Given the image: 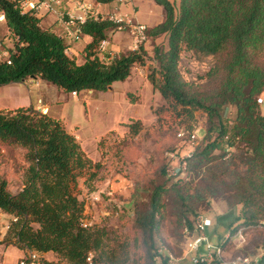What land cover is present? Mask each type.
Segmentation results:
<instances>
[{"label":"trees","instance_id":"trees-1","mask_svg":"<svg viewBox=\"0 0 264 264\" xmlns=\"http://www.w3.org/2000/svg\"><path fill=\"white\" fill-rule=\"evenodd\" d=\"M153 1L162 6L164 20L147 28V39L166 40L153 45L157 67L150 70L147 78L184 123L176 127L175 143L166 151L181 150L182 139L176 133L182 129L188 136L192 131V111L207 114L205 135L187 159L186 171L199 175L207 169L211 177L205 190L222 191L217 187L228 184L227 197L222 199L233 198V203L243 208L242 215L236 218L241 220L240 225L231 227L229 233L240 227L244 233L246 227L264 220V114L259 105L263 102L260 95L264 94V0H179L177 5L170 0ZM0 13L13 39L11 63H0V87L34 76L67 93L106 91L113 82L126 80L135 64L144 63L142 46L111 58L108 53L103 58L99 56L100 42L106 40L109 31L118 30L107 17L89 16L82 24V33L91 40L82 50L84 61L78 64L67 55L64 38L42 28L34 10L22 11L17 0H0ZM183 51L214 58L206 88L183 79L179 70ZM229 105L235 108L231 121L224 117ZM126 126L136 135L142 123L132 120ZM213 132L216 135L211 137ZM101 143L102 140L98 146ZM0 145L24 150L22 187L11 193L7 178L0 176V209L11 216L0 243L52 252L67 264H88L90 253L92 264H127V249L123 246L117 252L110 247L105 227L83 224L78 180L85 174L89 176L87 180H93L102 163L101 159L94 161L87 156L60 119L32 106L0 109ZM224 146L231 147L234 154L214 164L222 156L215 150ZM215 167H219V174L209 170ZM161 174L167 179L165 165ZM172 189L179 200L176 219L185 246L184 229L192 231L195 217L205 211L187 202L191 194L185 189ZM169 192L170 188L163 184H153L147 209L135 220L146 254L145 264H172L170 257L155 251L153 244ZM228 244L225 237L220 239L222 248ZM21 260L29 261L26 256L18 264ZM39 264L52 263L40 259Z\"/></svg>","mask_w":264,"mask_h":264},{"label":"rangeland","instance_id":"rangeland-1","mask_svg":"<svg viewBox=\"0 0 264 264\" xmlns=\"http://www.w3.org/2000/svg\"><path fill=\"white\" fill-rule=\"evenodd\" d=\"M8 33L6 25L0 21V40L5 47L11 49L13 40ZM163 39H147L139 45L138 48L142 46L144 49L142 52L144 63L135 64L126 80L113 82L111 89L108 88L106 91L83 90L74 98L72 93L61 92L62 90L53 84H48L49 89L41 87L37 90H30L26 84L0 87V106L6 110L24 104L28 98V90L39 95L35 93L32 95L35 96L33 99L35 103L38 97L52 101L59 96L58 101L52 103L49 114L53 115L54 112L58 114L65 129L75 136L87 156L94 161L101 159L102 163V168L93 180H87L89 177L87 174L78 180L79 198L83 204V224L89 227L94 225L105 227L109 233L108 245L117 252L123 246L127 249L129 259L127 264L147 263L142 237L135 228V220L147 209L153 184H163L170 188L163 209L164 217L159 230L154 234L153 244L155 251L168 255L172 264H190L188 257L184 256V238L176 219L179 200L173 187H180L190 193L191 198L187 202H193L197 210L205 211V215L212 219L213 225L209 228L208 235L213 244L226 236L231 227L234 228L241 223V220L236 218L242 215V205L233 203V198L230 197L222 199L227 197L225 196L227 183L217 187L222 191L204 189L208 187V179L211 177L207 169L199 175L185 170L173 180L165 179L161 174L166 161L164 153L175 143V129L184 125L147 78L150 70L157 67L153 58V45L162 43ZM80 41L74 40L77 44L81 43ZM79 49L76 56L67 55L74 57L76 62L81 64L84 56L83 49ZM113 53L112 57L122 54ZM213 64V57H202L190 51H183L179 60V70L184 80L200 88H206L207 72ZM155 75L159 77L158 73ZM60 95L63 96L62 99ZM260 97L263 98V102L259 104L260 110L264 114V94ZM39 109L42 112L48 110L44 103ZM179 109L178 107L177 110ZM192 114L191 124L201 139L207 127V114L195 110ZM234 116L235 108L227 106L224 117L231 121ZM132 120H140L142 123L136 135H132L126 126ZM215 135L216 132H213L211 137ZM100 140L102 143L98 146ZM183 148L185 149V146ZM214 153L222 155L214 162L219 164L230 158L234 151L231 147L224 146L222 150H215ZM23 154L24 150L21 147L0 145V176L7 178L11 193H16L22 187ZM219 167L209 170H216L219 174ZM10 220L11 216L0 209V235L5 231L0 237L1 242L7 231L5 226L9 225ZM242 235L243 239L240 242H238L240 239L229 240L225 248L226 257L247 255L257 258L264 264V220L246 227L244 233L242 230ZM9 246L15 247L0 243V264L5 262L18 264L24 257L16 259L23 254L17 248L11 247L8 250ZM40 259L52 264H67L65 259L52 252L47 256H36L37 264L40 263ZM159 262V258H156V263Z\"/></svg>","mask_w":264,"mask_h":264},{"label":"built area","instance_id":"built-area-1","mask_svg":"<svg viewBox=\"0 0 264 264\" xmlns=\"http://www.w3.org/2000/svg\"><path fill=\"white\" fill-rule=\"evenodd\" d=\"M22 11L36 10L40 6H44L47 10H52L54 4L60 3L61 0H17ZM80 13H61L60 17L63 19L67 17L66 34L70 39L77 40L82 35V24L90 16L89 9L86 6L80 7ZM109 20L117 24L118 30L130 31L133 42L132 49L138 48L139 45L143 44L147 40V27L143 23L132 22L130 18L124 15H109ZM2 16H0V20ZM107 41L102 40L97 48V51L101 58L105 53L110 54L106 49ZM10 49L5 47L0 42V63L5 62L11 63ZM76 92H72V95H76ZM258 102H262L259 98ZM177 138L182 139V148L180 151H165V176L167 179L173 180L178 178L185 170L187 159L192 155L195 145L198 143L199 136L197 130L192 131L186 136V132L180 129L176 133ZM185 146V149L183 148ZM213 225V221L210 217L205 214H198L195 217L193 223V230L189 231L187 228L184 229L185 233V246L184 256L188 257L190 264H262L257 258H253L247 255H235L233 257H226L225 249L220 245V241L213 244L208 235L209 228ZM8 229V225L5 226ZM227 240L243 239L242 229L239 228L236 232L228 233L224 236ZM161 252V250H159ZM28 262L23 260L20 264H37L36 255L27 256ZM92 254L90 253L87 257L88 264L91 262Z\"/></svg>","mask_w":264,"mask_h":264},{"label":"crops","instance_id":"crops-1","mask_svg":"<svg viewBox=\"0 0 264 264\" xmlns=\"http://www.w3.org/2000/svg\"><path fill=\"white\" fill-rule=\"evenodd\" d=\"M170 1L175 3L176 5L179 3V0H170ZM82 6L88 7L90 16L97 17L100 15L101 17L105 18V17H108L109 15H124L130 18L132 22H138V23L145 24L147 28H151L164 20V11H163L162 6L154 2L153 0H111L110 2H107V3H98L95 0H61L60 3L53 5L52 10H47L43 5L40 6L38 9L35 10L36 16L40 19V26L44 29H49L53 31L54 33H56L57 35H59L60 37L64 38L65 42L68 45L66 49V53L69 55H73V56H76V54L80 50L79 48L83 49V47L91 40V38L88 35H85L82 33L80 38L77 39V40H81L80 41L81 43L77 44V42H74L73 39H70L66 34L65 21L67 17L65 16L63 19H61L60 14L61 13L78 14L80 13L81 11L80 7ZM38 12H41V14H38ZM0 16H2V19L0 21L4 23V17L1 13H0ZM43 21L46 24L45 23L43 24ZM8 34L11 37L10 33ZM82 40H85V41L82 42ZM106 41H107L106 49L108 52H111L112 55L114 54L113 52L123 53L124 51L128 49H132V35L130 31L128 30L109 31ZM1 43H3V41ZM9 84H26L28 88H31L30 90L32 89L37 90V89H40L41 87H46L49 89V87L47 86H49L48 84L50 83L38 77L34 79L29 77L27 80H24L22 82H13ZM9 84H6V85H9ZM112 84L110 86H112ZM6 85H3V86H6ZM30 90H28V98L26 99V101L23 102L24 104H20L18 106L19 107L32 106L35 108H40L41 104L44 103V105L47 106V109H48L46 110V112L48 111V113H50L52 106H53L52 103H56L55 101H58L59 96H56L55 100H52L53 101L52 102L50 100H46V98L41 99L40 97H38L39 95L34 92L36 95H38L37 96L38 98L35 103L33 100L35 96H32L34 93L30 92ZM78 94L79 93L74 95V98H77ZM62 98L63 96L60 95V99ZM0 109L6 110V108H3L1 106H0ZM51 116L56 119H60L58 117V114L56 115L55 112ZM4 232L5 231L1 232L0 237L4 235ZM11 247L12 246H9L7 247V249L10 250L9 248ZM12 248H17V247H12ZM17 249L23 255L17 256L16 259L22 258L23 256L24 257L30 256V255H36V256L43 257V256H47L49 253V252L41 253L35 250H28V249L27 250H23L19 248ZM5 264H10V263L5 262Z\"/></svg>","mask_w":264,"mask_h":264},{"label":"water","instance_id":"water-1","mask_svg":"<svg viewBox=\"0 0 264 264\" xmlns=\"http://www.w3.org/2000/svg\"><path fill=\"white\" fill-rule=\"evenodd\" d=\"M30 78L34 79L35 77L34 76H30ZM108 88L110 89L111 87L109 86ZM45 112H46V110L43 111V113H45Z\"/></svg>","mask_w":264,"mask_h":264}]
</instances>
